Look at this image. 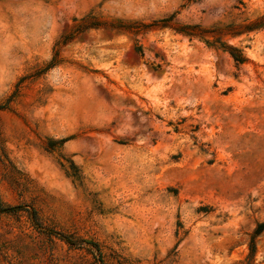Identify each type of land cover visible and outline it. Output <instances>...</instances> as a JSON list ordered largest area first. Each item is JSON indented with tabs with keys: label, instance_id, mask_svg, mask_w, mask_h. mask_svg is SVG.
<instances>
[{
	"label": "rangeland",
	"instance_id": "obj_1",
	"mask_svg": "<svg viewBox=\"0 0 264 264\" xmlns=\"http://www.w3.org/2000/svg\"><path fill=\"white\" fill-rule=\"evenodd\" d=\"M171 15L264 0H0V264H264V28Z\"/></svg>",
	"mask_w": 264,
	"mask_h": 264
},
{
	"label": "trees",
	"instance_id": "obj_2",
	"mask_svg": "<svg viewBox=\"0 0 264 264\" xmlns=\"http://www.w3.org/2000/svg\"><path fill=\"white\" fill-rule=\"evenodd\" d=\"M173 15L169 16L168 18L161 19L155 21L152 26L154 27H159V28H164L167 27L174 32L181 34L183 36L188 37L189 39H205L208 35L211 36V38H215L216 40L219 39L221 36H239L244 33H249L252 31L259 30L261 28H264V15L259 16L255 18L253 21H250L248 23L238 25V26H227L226 28L222 29H215V30H208V29H203L198 25H180L177 23L172 22ZM103 27L105 26V23L103 22H98L96 20L92 22L86 23V25H83L81 27H78L76 31H80L81 29H86V28H97V27ZM146 27V26H143ZM71 37L67 36L63 39L62 43L65 44L70 40ZM206 43H210L207 39L205 40ZM227 51L229 56L232 58V60L238 64L241 65L247 61V58L244 56L243 52L235 48L233 46L229 45H224L223 46ZM137 52L141 54L140 47L137 48ZM57 53H55L54 58L48 63V66L54 65L58 60L56 58ZM69 169H70V175L73 176L71 171L76 170L75 165L73 162L69 161ZM15 208H7L6 211H13ZM264 230V222L261 224H258L257 229L254 232V236L260 233L261 231ZM68 242V240H66ZM70 243V242H68ZM255 252V242L254 240H251L250 245H249V258L253 256Z\"/></svg>",
	"mask_w": 264,
	"mask_h": 264
}]
</instances>
